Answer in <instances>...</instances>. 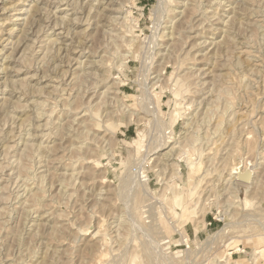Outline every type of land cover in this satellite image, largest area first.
Masks as SVG:
<instances>
[{
    "label": "rangeland",
    "instance_id": "rangeland-1",
    "mask_svg": "<svg viewBox=\"0 0 264 264\" xmlns=\"http://www.w3.org/2000/svg\"><path fill=\"white\" fill-rule=\"evenodd\" d=\"M0 264H264V0H0Z\"/></svg>",
    "mask_w": 264,
    "mask_h": 264
},
{
    "label": "bare ground",
    "instance_id": "bare-ground-1",
    "mask_svg": "<svg viewBox=\"0 0 264 264\" xmlns=\"http://www.w3.org/2000/svg\"><path fill=\"white\" fill-rule=\"evenodd\" d=\"M82 9V8H81ZM254 15V14H253ZM126 18H128L127 16H125V17H123V20L125 21L126 20ZM233 18V17H232ZM236 18V17H235ZM127 21V20H126ZM127 23V22H126ZM104 24V23H103ZM227 26V25H226ZM231 27V26H230ZM67 29H68V27H67ZM50 30V29H49ZM172 34V33H171ZM170 34V35H171ZM166 36V35H165ZM225 37V36H224ZM55 43V42H54ZM219 43H221V42H219ZM240 43V42H239ZM243 44V43H242ZM20 45V44H19ZM68 50V49H67ZM58 52H59V50H58ZM244 62V61H243ZM241 63V62H240ZM245 64V63H244ZM91 65V64H90ZM210 104V103H209ZM153 114H155L154 112H153ZM133 115V114H132ZM225 115V114H224ZM132 117V116H131ZM205 119V118H204ZM210 119V118H209ZM222 120V119H221ZM235 120V119H234ZM203 121V120H202ZM199 122V121H198ZM188 124H190V123H187L186 125H188ZM201 124V123H200ZM235 124V123H234ZM192 125V124H191ZM190 125V126H191ZM82 134V133H81ZM209 139V138H208ZM159 145V144H158ZM157 145V146H158ZM215 147V146H214ZM155 148V147H154ZM158 148V147H157ZM156 149V148H155ZM165 157V156H164ZM191 165V164H190ZM241 165V164H240ZM231 168V167H230ZM243 167H239V164H236V163H233V165H232V168H231V171H230V173H229V181L230 180H233L232 182H235V181H240L241 180V178L243 179V178H245L244 176H246V182L245 181H242V182H244L245 184H247V183H250V182H248L247 181V178H248V180L250 179V181H252L253 179L252 178H250V176H251V173L249 172V169L248 168H243L244 170H241ZM251 170V169H250ZM252 183V182H251ZM250 183V184H251ZM234 185H236V183L234 184ZM155 225V224H154ZM153 225V226H154ZM155 227V226H154ZM212 239V238H211ZM252 256H253V254H252ZM164 257V256H163ZM255 259V255H254V257H253V260ZM170 260V259H169ZM167 261V260H166ZM213 261H214V263H217V259H213ZM162 263V262H161Z\"/></svg>",
    "mask_w": 264,
    "mask_h": 264
},
{
    "label": "built area",
    "instance_id": "built-area-1",
    "mask_svg": "<svg viewBox=\"0 0 264 264\" xmlns=\"http://www.w3.org/2000/svg\"><path fill=\"white\" fill-rule=\"evenodd\" d=\"M234 252H231L229 255H230V258L233 256Z\"/></svg>",
    "mask_w": 264,
    "mask_h": 264
}]
</instances>
